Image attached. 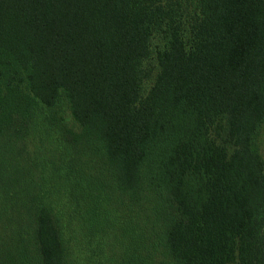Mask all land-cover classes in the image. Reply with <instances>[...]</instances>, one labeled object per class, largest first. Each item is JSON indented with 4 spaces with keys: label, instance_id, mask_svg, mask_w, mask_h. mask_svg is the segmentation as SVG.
<instances>
[{
    "label": "trees",
    "instance_id": "1",
    "mask_svg": "<svg viewBox=\"0 0 264 264\" xmlns=\"http://www.w3.org/2000/svg\"><path fill=\"white\" fill-rule=\"evenodd\" d=\"M263 120L264 0H0V264H264Z\"/></svg>",
    "mask_w": 264,
    "mask_h": 264
},
{
    "label": "rangeland",
    "instance_id": "2",
    "mask_svg": "<svg viewBox=\"0 0 264 264\" xmlns=\"http://www.w3.org/2000/svg\"><path fill=\"white\" fill-rule=\"evenodd\" d=\"M145 87V83H142V88ZM64 116L67 118V115L64 114ZM27 147L31 151L38 152V146L39 143H37L36 137H34L32 134H29V137H27ZM254 145L256 146L257 151L260 153L261 157L264 160V120L260 123L257 134L255 136V142ZM47 152L42 151L40 152V157L37 159V162L33 164V162L28 166V164H25L24 162H19L18 167L20 171L19 180H18V186L17 188V181L14 182L13 180L10 183V180L7 182L9 183L8 186L10 188V192H13V194L17 195V190L19 194V198L24 199L25 193H33L36 192V185L32 187V183H40L41 185H44L45 183L52 182L53 181V172L52 168L48 164V159L46 157ZM23 161V160H22ZM27 165L28 167H26ZM15 166V165H14ZM13 166V167H14ZM0 170H2L5 173V177H9L7 174V168L6 166L2 165ZM14 170V169H13ZM12 170V171H13ZM22 172V173H21ZM52 187V186H51ZM34 189V190H32ZM111 206V205H110ZM19 211L22 212L23 208L19 206ZM130 235V230L127 227H118L113 226L111 228H100L99 232H95L94 236L97 237V239L101 240V245L104 249V254L102 256V259L106 262H112L114 260H119L120 258H124L128 254V239ZM227 264H239L236 261H230Z\"/></svg>",
    "mask_w": 264,
    "mask_h": 264
}]
</instances>
